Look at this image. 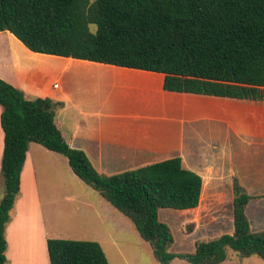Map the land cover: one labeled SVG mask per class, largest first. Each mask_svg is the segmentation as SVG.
<instances>
[{"label":"trees","instance_id":"obj_1","mask_svg":"<svg viewBox=\"0 0 264 264\" xmlns=\"http://www.w3.org/2000/svg\"><path fill=\"white\" fill-rule=\"evenodd\" d=\"M7 30L35 52L162 72L165 90L264 102V0H0V32ZM0 104V264L9 263L6 229L32 142L67 156L80 178L133 221L162 264H219L231 251L264 258V231H253L246 211L255 196L237 178L234 232L199 241L193 252H172L174 235L159 209L198 207L201 174L180 156L101 173L58 127L63 101L29 99L0 77ZM48 250L51 264H111L97 240L49 237Z\"/></svg>","mask_w":264,"mask_h":264},{"label":"rangeland","instance_id":"obj_2","mask_svg":"<svg viewBox=\"0 0 264 264\" xmlns=\"http://www.w3.org/2000/svg\"><path fill=\"white\" fill-rule=\"evenodd\" d=\"M9 35H0V42L14 53L17 87L34 99L53 84L49 94L65 102L57 118L67 141L84 149L100 172L115 174L177 156L196 170L208 163L198 207L159 209L160 220L174 235L170 251L193 252L199 241L234 232L236 178L246 192L257 195L246 211L253 231H264L263 101L167 91L155 74L145 77L131 68L78 60L67 67V60L30 52ZM11 49L0 47V54ZM131 145L141 151L126 156L123 150ZM35 147L33 167L50 234L97 240L111 264H162L133 221L80 178L64 154L38 143ZM4 193L0 173V198ZM170 264L192 263L175 258ZM219 264H264V258L231 251Z\"/></svg>","mask_w":264,"mask_h":264},{"label":"crops","instance_id":"obj_3","mask_svg":"<svg viewBox=\"0 0 264 264\" xmlns=\"http://www.w3.org/2000/svg\"><path fill=\"white\" fill-rule=\"evenodd\" d=\"M9 34H13V33L10 32L9 30L0 32V35H5V37H8L10 39L11 35H9ZM12 36H15V35L13 34ZM0 47L5 48L8 51H9V49H11L8 45L6 46L2 42H0ZM29 49H27V50H29ZM10 51L11 52H8V53L2 52L0 54V63L2 62V64L0 65V69H1L0 70V77L11 82L12 84H14L16 86H19L20 84H18V81H17V69H16L15 56H14V53L12 52V49ZM30 52H33V51L30 49ZM37 53H40V52H37ZM44 54H46V53H44ZM47 55L50 56L51 58H59L60 57L63 60H67V62H65V66H67V67L73 65L76 60L79 61L78 63L88 64V63L92 62V63L100 65V66L101 65L112 66V67L118 66V65H114V64H107V63H103V62L77 59V58H73V57H66V56H60V55H55V54H47ZM118 67L130 68V67H125V66H118ZM131 69L144 71L142 74L145 77H154L156 75L158 77V81H160V79H162V86H163V81H164V77H165L164 73L151 71V70L137 69V68H131ZM153 72H155V73H153ZM153 74H155V75H153ZM51 76H55L54 77V80H55L58 77L57 72L52 71ZM51 89H52V91L54 90L53 84H52V86H50V88L49 87L47 88L46 94H44L40 97H44V98L45 97H51V95L49 94ZM167 91H169V90H167ZM172 92H174V91H172ZM51 98L54 100H57V101L60 100L56 97H51ZM61 101H63V100H61ZM64 106H65V102H64ZM63 107H59V108H63ZM2 110H3V107L0 104V122H1ZM57 110H56L55 121H56L58 127L61 129L63 135L65 136V132H64V130H63L60 122L58 121V118H57V113H58ZM84 114L85 113H80V115H82V116ZM81 117L78 118V122L80 124L83 123L82 125L84 126L86 124L84 123L83 119H81ZM61 122L62 123L66 122V120L61 119ZM2 129H0V173H1V168H2V157H3V151H4V130H3V133H1ZM72 131H75V130H72ZM35 143L37 144V142L30 143L29 149L27 151V157L25 160V164L23 166L22 174H21V193L19 194V196L15 202L14 208L11 211L12 218H11V221L8 223L7 229H6V236H7V240H8V248H7V252H6L7 257L9 259L8 264H51L50 263V257H49V250H48V238L49 237H58V236H55L54 234H50V232L48 231L47 217H46V214L43 210L42 203L40 201L39 189H38V185L36 182V176H35V168L33 167L34 158H35L36 153H34V151H32V149L36 150ZM38 144H40V143H38ZM49 150H51V149H49ZM51 151L57 152L54 150H51ZM140 151H141V148H139L138 146H132V145L129 146L127 149L123 150V152L126 156H128L132 153H138ZM57 153H60V152H57ZM60 154H62V153H60ZM90 159H91V157H90ZM91 161H92V159H91ZM93 164H94V162H93ZM207 164L208 163H205L202 166H198V168L200 170H196V168L194 166H188V162L183 160V165L185 167L190 168V169L198 172L201 175L204 174L203 170L205 168H207L206 167ZM97 170H98V168H97ZM30 184H32V186H30ZM252 195H254V194H252ZM255 196H257V195H255ZM1 199L2 198H0V200Z\"/></svg>","mask_w":264,"mask_h":264},{"label":"bare ground","instance_id":"obj_4","mask_svg":"<svg viewBox=\"0 0 264 264\" xmlns=\"http://www.w3.org/2000/svg\"><path fill=\"white\" fill-rule=\"evenodd\" d=\"M19 39V38H18ZM20 40V39H19ZM19 42V41H18ZM62 59V58H61ZM87 62V61H86Z\"/></svg>","mask_w":264,"mask_h":264},{"label":"water","instance_id":"obj_5","mask_svg":"<svg viewBox=\"0 0 264 264\" xmlns=\"http://www.w3.org/2000/svg\"><path fill=\"white\" fill-rule=\"evenodd\" d=\"M49 106L47 105V108H48Z\"/></svg>","mask_w":264,"mask_h":264}]
</instances>
